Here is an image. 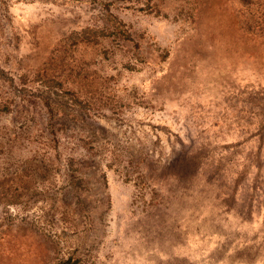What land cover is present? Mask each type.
<instances>
[{"label": "rangeland", "instance_id": "374dc122", "mask_svg": "<svg viewBox=\"0 0 264 264\" xmlns=\"http://www.w3.org/2000/svg\"><path fill=\"white\" fill-rule=\"evenodd\" d=\"M0 264H264V0H0Z\"/></svg>", "mask_w": 264, "mask_h": 264}, {"label": "bare ground", "instance_id": "6f19581e", "mask_svg": "<svg viewBox=\"0 0 264 264\" xmlns=\"http://www.w3.org/2000/svg\"><path fill=\"white\" fill-rule=\"evenodd\" d=\"M223 67H224V66H223ZM216 69H217V68H216ZM223 69H224V68H223ZM225 69H226V68H225ZM198 70H199V69H198ZM225 72H226V71H225ZM225 72H224V73H225ZM218 73H219V72H218ZM218 73H217V74H218ZM211 74H212V73H211ZM211 74H210V76H211ZM217 74H216V75H217ZM225 74H226V73H225ZM199 76H200V75H199ZM217 76H218V75H217ZM197 77H198V76H197ZM224 77H225V76H224ZM239 77H240V76H239ZM229 78H230V77H229ZM208 79H209V78H208ZM214 79H215V78H214ZM216 79H217V78H216ZM232 80H233V79H232ZM214 82H216V81H214ZM217 82H218V81H217ZM219 82H220V81H219ZM233 82H234V81H233ZM236 84H237V82H236ZM236 84H235V85H236ZM242 84H243V83H242ZM219 85H220V84H219ZM237 85H238V84H237ZM213 86H214V85H213ZM229 86H231V85H229ZM218 87H220V86H218ZM237 87H238V86H237ZM211 88H212V87H211ZM220 88H221V87H220ZM227 88H228V87H227ZM233 89H234V88H233ZM244 89H245V87H244ZM244 89H243V90H244ZM212 90H213V89H212ZM221 90H222V89H221ZM245 90H246V89H245ZM209 91H210V90H209ZM210 92H211V91H210ZM234 95H235V94H234ZM237 95H238V94H237ZM251 96H252V95H251ZM245 97H248V96H245ZM243 99H244V98H243ZM244 101H245V100H244ZM199 108H200V107H199Z\"/></svg>", "mask_w": 264, "mask_h": 264}]
</instances>
